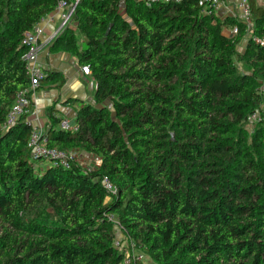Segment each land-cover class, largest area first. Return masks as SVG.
Returning a JSON list of instances; mask_svg holds the SVG:
<instances>
[{"label": "trees", "instance_id": "obj_1", "mask_svg": "<svg viewBox=\"0 0 264 264\" xmlns=\"http://www.w3.org/2000/svg\"><path fill=\"white\" fill-rule=\"evenodd\" d=\"M250 1L252 28L234 20L228 37L197 0H78L83 45L67 25L49 50L89 66L95 101L78 131L48 108L45 134L99 157L85 173L31 159L32 101L3 127L29 85L22 40L57 0H0V264H120L111 214L154 264H264V44L252 38L264 37V5ZM65 80L49 70L43 83Z\"/></svg>", "mask_w": 264, "mask_h": 264}, {"label": "built area", "instance_id": "obj_2", "mask_svg": "<svg viewBox=\"0 0 264 264\" xmlns=\"http://www.w3.org/2000/svg\"><path fill=\"white\" fill-rule=\"evenodd\" d=\"M146 5L150 6L153 2H179L182 0H143ZM198 4L203 7V12L211 14L214 13L215 8L220 4L221 0H197ZM78 0H57V4L52 13L48 14L42 20L35 24L31 30H29L22 43L25 46V53L23 59L25 62V70L29 76V85L23 89H20L14 102L9 108L3 127L16 123L23 115L29 112V105L31 101V94L33 91L40 89L43 85V79L47 76L48 72L44 69L40 61V53L44 44H50V42L61 33V31L71 23L72 15L75 11ZM240 7L239 20L247 27L252 28V6L250 0H239ZM59 20L56 27L51 34L46 35V23L49 21ZM239 33V27L237 24L230 27L226 31V36L234 37ZM249 35L252 32L249 30ZM253 40L256 43L264 44V37L252 35ZM82 71L85 74H90V68L88 65H82ZM252 119H261L258 113H254L251 116ZM32 126V125H31ZM60 127L67 131H78L80 125L76 120H72L69 117H62L60 121ZM45 130L32 126L31 133L28 140V147L30 149L31 159L35 162H49L52 165H61L64 167H70L72 163H80L78 153L74 149H61L58 147L50 146L48 144V138L45 134ZM95 167L86 165L83 167L85 173L92 171ZM103 188L109 198H112L118 193V187L112 182L109 176L104 175L102 178ZM109 220L114 226V245L122 255L120 264H146L145 259L149 257L143 252L136 241H134L120 222L119 218L115 214L109 215Z\"/></svg>", "mask_w": 264, "mask_h": 264}, {"label": "crops", "instance_id": "obj_3", "mask_svg": "<svg viewBox=\"0 0 264 264\" xmlns=\"http://www.w3.org/2000/svg\"><path fill=\"white\" fill-rule=\"evenodd\" d=\"M239 0H221L215 8L214 14L224 21L223 33L232 26L234 20H239L240 7ZM257 4H262L257 2ZM59 20H53L46 23V35L51 34ZM231 22V23H230ZM243 39V38H242ZM241 39V40H242ZM40 61L44 69L60 71L64 74L66 80L62 86L48 81L43 83L42 87L31 94V101L34 104L33 110L28 116L32 126L45 130L49 125L48 108H53L55 115L59 118L69 117L76 120V115L84 102H94L96 91V82L90 74H85L76 56L67 51L51 52L49 43L44 44L40 53ZM78 153V160L83 165L95 164L99 166V157L89 152L75 149ZM45 164V162H40Z\"/></svg>", "mask_w": 264, "mask_h": 264}, {"label": "rangeland", "instance_id": "obj_4", "mask_svg": "<svg viewBox=\"0 0 264 264\" xmlns=\"http://www.w3.org/2000/svg\"><path fill=\"white\" fill-rule=\"evenodd\" d=\"M257 2H260V3H262V4L264 5V0H257ZM122 3L124 4V0H123ZM122 12H123L124 14H126L124 7H122ZM69 25H70V28L73 29V31H74V33H75L76 38L78 39V41L81 43V45H83V43H84V41H85V37H84V35H83L82 33H80V31L78 30V28H77V22L74 21V20H71V23H70ZM242 38H243V39L240 40V42H239V44H238V49H239L240 51H243V50H244V47H245V46L247 45V43H248V37H247V36H244V37H242ZM251 122H252V121H251ZM247 126H248L249 129H251V128L253 127L252 123H251V124H248ZM45 164L47 165V164H49V162L46 161ZM45 164H41V163H40V164H39V167H43V166H45ZM91 166L95 167V164H94V165L91 164ZM47 216H48V217L51 216V210H48V214H47ZM145 263H146V264H154L153 261H152V259H151L150 257H146V259H145Z\"/></svg>", "mask_w": 264, "mask_h": 264}]
</instances>
